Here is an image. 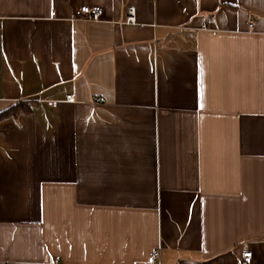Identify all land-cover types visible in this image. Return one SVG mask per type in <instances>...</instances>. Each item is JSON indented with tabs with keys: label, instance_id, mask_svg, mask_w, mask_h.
<instances>
[{
	"label": "crops",
	"instance_id": "obj_1",
	"mask_svg": "<svg viewBox=\"0 0 264 264\" xmlns=\"http://www.w3.org/2000/svg\"><path fill=\"white\" fill-rule=\"evenodd\" d=\"M15 104L0 264H264V0H0Z\"/></svg>",
	"mask_w": 264,
	"mask_h": 264
},
{
	"label": "built area",
	"instance_id": "obj_2",
	"mask_svg": "<svg viewBox=\"0 0 264 264\" xmlns=\"http://www.w3.org/2000/svg\"><path fill=\"white\" fill-rule=\"evenodd\" d=\"M101 15H102V8L99 5H91V6L82 5V6L77 7L74 10V16L76 18H82L85 20L96 21L101 18ZM123 22L126 24H139L136 19L135 7L128 6L126 8ZM208 23H209V20L205 22L203 27L206 28ZM65 101L74 102V96H72L71 94H67L65 96ZM103 102H104V98L100 96L93 98L92 100V104H95V105L102 104ZM158 256H159V250H154L150 256V262H154L155 258ZM53 259L55 262L57 261L56 256ZM240 260H241V264H249L251 260V252L248 250H243L240 254Z\"/></svg>",
	"mask_w": 264,
	"mask_h": 264
},
{
	"label": "trees",
	"instance_id": "obj_3",
	"mask_svg": "<svg viewBox=\"0 0 264 264\" xmlns=\"http://www.w3.org/2000/svg\"><path fill=\"white\" fill-rule=\"evenodd\" d=\"M18 106L19 105H16V104L12 105V106H9L8 108H6L5 110L0 112V117H3L5 115L11 114V113H14L18 109Z\"/></svg>",
	"mask_w": 264,
	"mask_h": 264
}]
</instances>
